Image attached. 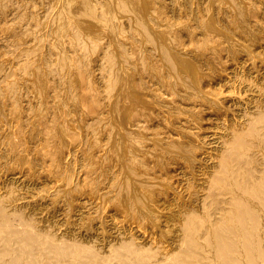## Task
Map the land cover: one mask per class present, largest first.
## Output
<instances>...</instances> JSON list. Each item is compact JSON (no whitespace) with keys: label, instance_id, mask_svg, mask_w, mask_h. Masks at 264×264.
<instances>
[{"label":"bare ground","instance_id":"6f19581e","mask_svg":"<svg viewBox=\"0 0 264 264\" xmlns=\"http://www.w3.org/2000/svg\"><path fill=\"white\" fill-rule=\"evenodd\" d=\"M0 264H264V0H0Z\"/></svg>","mask_w":264,"mask_h":264},{"label":"rangeland","instance_id":"374dc122","mask_svg":"<svg viewBox=\"0 0 264 264\" xmlns=\"http://www.w3.org/2000/svg\"><path fill=\"white\" fill-rule=\"evenodd\" d=\"M205 112H203V114H204ZM205 117H206V114L204 115Z\"/></svg>","mask_w":264,"mask_h":264}]
</instances>
